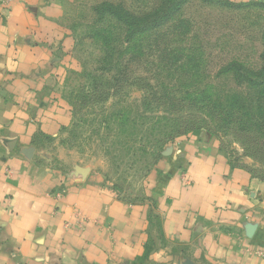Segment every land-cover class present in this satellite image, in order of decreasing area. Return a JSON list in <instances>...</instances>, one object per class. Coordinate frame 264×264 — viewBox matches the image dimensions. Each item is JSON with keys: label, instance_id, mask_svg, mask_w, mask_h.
<instances>
[{"label": "crops", "instance_id": "obj_1", "mask_svg": "<svg viewBox=\"0 0 264 264\" xmlns=\"http://www.w3.org/2000/svg\"><path fill=\"white\" fill-rule=\"evenodd\" d=\"M62 14L11 0L0 19V264H264V183L210 135L175 147L151 202L53 164L40 138L72 124L63 90L78 65Z\"/></svg>", "mask_w": 264, "mask_h": 264}, {"label": "rangeland", "instance_id": "obj_2", "mask_svg": "<svg viewBox=\"0 0 264 264\" xmlns=\"http://www.w3.org/2000/svg\"><path fill=\"white\" fill-rule=\"evenodd\" d=\"M57 1L78 65L63 90L72 124L40 138L55 166L91 169L117 197L151 202L152 175L175 147L207 134L264 183V0H185L144 31L179 0Z\"/></svg>", "mask_w": 264, "mask_h": 264}, {"label": "trees", "instance_id": "obj_3", "mask_svg": "<svg viewBox=\"0 0 264 264\" xmlns=\"http://www.w3.org/2000/svg\"><path fill=\"white\" fill-rule=\"evenodd\" d=\"M168 0H164L163 1V5L167 4ZM185 0H179L177 2V4H172V2L169 3V7L166 8V11L164 12V14H162L157 20L153 21V24H151V26H147L143 28V31L149 28H156L160 25H162L163 23H166L168 21H170L173 18L174 13L180 9V7L182 6V4H184ZM110 14L115 15L120 21H122L124 24L128 25L129 27H131V20L129 19L128 13H121V12H117L114 11L113 9L109 10ZM137 31H140V29H137ZM185 126V130L186 131H191L190 127H192L191 125L187 124L184 125Z\"/></svg>", "mask_w": 264, "mask_h": 264}, {"label": "built area", "instance_id": "obj_4", "mask_svg": "<svg viewBox=\"0 0 264 264\" xmlns=\"http://www.w3.org/2000/svg\"><path fill=\"white\" fill-rule=\"evenodd\" d=\"M11 0H1L0 5V19L5 16V12L8 9Z\"/></svg>", "mask_w": 264, "mask_h": 264}]
</instances>
